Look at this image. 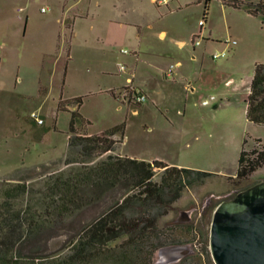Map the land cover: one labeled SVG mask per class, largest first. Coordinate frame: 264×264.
<instances>
[{"label":"rangeland","instance_id":"rangeland-1","mask_svg":"<svg viewBox=\"0 0 264 264\" xmlns=\"http://www.w3.org/2000/svg\"><path fill=\"white\" fill-rule=\"evenodd\" d=\"M66 1L0 0V181L29 179L31 190L23 200L28 219L43 209L47 175L72 167L65 165L66 157L75 155L68 150L67 136L72 112L83 119L74 123L80 133L97 134L124 124V154L159 156L175 166L218 174L153 209L159 231L171 244L154 252L152 264H179L182 259L205 264L203 249L216 206L264 179V167L242 180L228 176L244 139L245 152L256 141L264 142V125L249 123L243 92L233 93L232 86L223 84L227 77H249L254 63L264 62V17L253 19L243 9L211 0L210 22L201 26L204 0H190L174 12L147 0ZM160 30L167 31L165 38L157 36ZM172 37L185 43L178 46ZM207 37L218 42L207 43ZM223 50L224 56L212 58ZM128 85L147 89L150 97L135 104L109 92L117 94ZM210 96L215 98L211 104L201 105ZM77 97L79 106L61 102L65 108L59 109L60 101ZM32 114L43 122L38 124ZM159 177L156 170L153 180ZM119 193L118 187L102 196L85 188L83 195L93 198V204L69 223L45 226L15 255L29 261L33 254L60 253L73 225L98 214ZM189 210L188 223L180 214Z\"/></svg>","mask_w":264,"mask_h":264},{"label":"trees","instance_id":"trees-1","mask_svg":"<svg viewBox=\"0 0 264 264\" xmlns=\"http://www.w3.org/2000/svg\"><path fill=\"white\" fill-rule=\"evenodd\" d=\"M220 1L234 9H243L252 16L264 17V0L256 3ZM204 2L206 11L209 0ZM109 92L115 97L113 90ZM61 102L79 106L81 98L60 101L59 109H64ZM245 103L246 120L264 125V62L254 65ZM77 118H81L78 112H72L68 150L75 155L65 159V165L72 167L51 173L44 179L43 209L40 212L35 210L36 215L30 214L25 219L27 213L23 200L31 190L27 183L29 179L0 181V264H152L154 252L171 244L159 231L153 209L164 208L175 201L184 188L201 184L207 178L218 175L169 166L158 160L148 162L113 154L116 146L123 142L124 124L89 135L76 131L74 123ZM117 134L120 135L118 140L114 138ZM263 166L264 146L262 149L254 146L248 152L241 148L235 175L230 178L245 179ZM156 170L160 171L158 181L153 180ZM116 187L120 193L112 197L104 209L92 214L84 223L73 225L60 253L53 256L33 254L29 261L15 255L16 250L28 240L41 235L46 227L69 223V219L84 206L93 204V198L85 199V188H91L92 191L97 189L102 196ZM143 207L145 210H137ZM203 255L205 264H214L207 244ZM179 264L189 263L182 259Z\"/></svg>","mask_w":264,"mask_h":264},{"label":"water","instance_id":"water-1","mask_svg":"<svg viewBox=\"0 0 264 264\" xmlns=\"http://www.w3.org/2000/svg\"><path fill=\"white\" fill-rule=\"evenodd\" d=\"M191 212L180 218L189 223ZM208 243L214 264H264V179L216 206Z\"/></svg>","mask_w":264,"mask_h":264},{"label":"crops","instance_id":"crops-1","mask_svg":"<svg viewBox=\"0 0 264 264\" xmlns=\"http://www.w3.org/2000/svg\"><path fill=\"white\" fill-rule=\"evenodd\" d=\"M128 1H131V2H134V1H138V0H128ZM151 5L153 6H156L157 9H159L161 6H165L166 8L170 9L169 12H174L176 10H180L182 9V7H186L189 5V2L190 0H147ZM195 1H198V3H200L201 0H195ZM242 1H245V2H258L259 0H242ZM64 2L66 3L67 1L64 0ZM211 2V0H209L208 2V5L209 3ZM204 5H205V2H204ZM114 9H117L116 6H113ZM246 12V11H245ZM203 18L205 21H208L210 22V14L208 12V6H207V9L205 11V7H204V13H203ZM246 14L253 18V19H257V17L255 16H252L250 14H248L246 12ZM201 33V32H200ZM157 36L159 38H165L166 35H167V31L166 30H160L158 31L157 33ZM192 37H199L198 34H193L191 33ZM194 37V38H195ZM171 40L177 44L178 46H182L185 41L184 40H181L177 37H172ZM210 42H218L217 40L216 41H213V40H210L209 37H207V43H210ZM236 44V43H235ZM257 62L254 63V65L256 64ZM177 64H179V62H177ZM253 74V72H252ZM252 74L249 76V77H245V78H241L239 79L238 81H235L232 77H227L226 79H224V86L225 87H230L232 86L231 88V91L233 93H236V94H240L242 93L243 95V102H244V112L246 110V103H245V100H246V96H247V93H248V90H249V86H250V82H251V78H252ZM191 90H193V88H191ZM142 91L145 93V95L147 96V99L150 97V94L148 92L147 89H142ZM68 136V135H67ZM261 140V139H260ZM124 142L121 143L120 147H119V150L117 152H113V154H118L120 156H127V157H130V158H136V157H133V156H128L127 154H124V152L121 150L122 146H123ZM261 144L264 145V142L261 140ZM243 147V143L241 144V148ZM241 148H240V151H241ZM239 156V155H238ZM136 159H139V160H145V161H148V162H151V161H154V160H158V161H162L166 164H168L169 166H175L177 164L165 159V158H162V157H159V156H148V157H142V158H136ZM238 160V158H237ZM177 167H181L180 165H178ZM264 167V166H263ZM261 167V169L263 168ZM236 169H237V163H236V167H235V170L232 174H229L228 176L230 177H234L235 175V172H236ZM260 169V168H259ZM258 169V170H259ZM257 170V171H258ZM256 172V171H255Z\"/></svg>","mask_w":264,"mask_h":264},{"label":"built area","instance_id":"built-area-1","mask_svg":"<svg viewBox=\"0 0 264 264\" xmlns=\"http://www.w3.org/2000/svg\"><path fill=\"white\" fill-rule=\"evenodd\" d=\"M42 11H44V9L42 8ZM205 23L204 18L199 22V24L201 26H203ZM195 37V36H194ZM197 43V42H196ZM233 44H235V41H233ZM226 54V51L223 50L220 53H215L212 58H220L222 56H224ZM122 71L126 70V67L124 65H120L119 67ZM172 68L173 66H169V68L166 71V75L170 76L172 74ZM128 82H130V78L127 79ZM115 97L119 98L122 102H128L130 101L131 103H142L145 100H147V96L145 95V93L139 89H137L136 87H133L132 85H128L126 86L122 91L118 92L117 94H115ZM214 96H210L209 99H203L201 101V105H210L211 102L214 100ZM32 117L35 119V121L38 124H41L43 121L42 119L38 118L36 116V114H32ZM262 144L261 142H256L255 143V147H257V149H262ZM194 228H196L194 226Z\"/></svg>","mask_w":264,"mask_h":264}]
</instances>
